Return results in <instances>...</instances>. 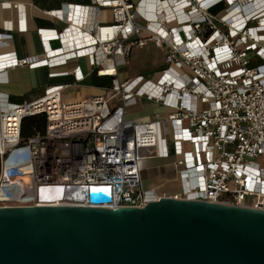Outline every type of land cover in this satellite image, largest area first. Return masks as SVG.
Returning <instances> with one entry per match:
<instances>
[{"label": "built area", "instance_id": "2783aa9c", "mask_svg": "<svg viewBox=\"0 0 264 264\" xmlns=\"http://www.w3.org/2000/svg\"><path fill=\"white\" fill-rule=\"evenodd\" d=\"M221 1L228 5L225 13L211 16L209 9ZM233 1L92 0L89 7H67L64 16L48 12L68 27L38 32L42 55H1L0 75L23 67L54 70L86 58L93 70L109 73L111 83L104 95L73 104L63 101L68 86L47 88L21 105L2 102L0 208L141 209L168 198L264 211V8L258 2L249 14H235ZM148 5L157 8L152 16ZM1 6L22 11L18 4ZM105 12L110 21L95 23L89 33L72 26L86 27L90 14ZM20 15L19 30L26 31ZM54 41L62 47L50 48ZM8 42L0 39V47ZM149 43L164 51L160 75L121 80L132 52ZM68 75L75 85L84 80L80 68L50 77ZM139 100L163 112L128 118ZM36 116L46 117L45 131L23 141V120ZM145 158H173L181 191L167 196L145 190ZM92 193L110 201L93 205ZM41 194L52 200L41 201Z\"/></svg>", "mask_w": 264, "mask_h": 264}, {"label": "water", "instance_id": "95a60500", "mask_svg": "<svg viewBox=\"0 0 264 264\" xmlns=\"http://www.w3.org/2000/svg\"><path fill=\"white\" fill-rule=\"evenodd\" d=\"M0 264H264V211L168 198L141 209L0 208Z\"/></svg>", "mask_w": 264, "mask_h": 264}, {"label": "crops", "instance_id": "0c3cea01", "mask_svg": "<svg viewBox=\"0 0 264 264\" xmlns=\"http://www.w3.org/2000/svg\"><path fill=\"white\" fill-rule=\"evenodd\" d=\"M230 1H232V4L234 3L233 0ZM258 2L262 4L258 5ZM1 4H18L21 6L22 11L6 8L1 6ZM237 4L240 10L239 8L234 10L233 13L235 14L240 12L249 14L256 4L259 8H264V0H238ZM91 5L92 0H0V39L10 40L6 45L0 47V56L14 54L17 58L22 59L42 55L45 47L38 32L40 30H55L60 33L69 24L65 19L51 16L48 12L62 11L64 16L66 15L65 9L69 6L89 7ZM227 6L226 2L221 1L214 7H211L208 13L211 16L219 17L225 13ZM153 9L154 7L151 10L153 11ZM20 13L24 15L26 31L19 30L23 17H21ZM101 20L110 21L109 12L97 15L90 14L86 27L84 25L81 27L74 23L72 26L76 30L80 29L81 32L89 33L91 32L92 25L99 23ZM49 46L52 49H58L62 47V44L59 41H54ZM149 46L155 50V54L152 55L157 56L158 54H162L164 62V51L155 48L152 43H149L144 49L137 51H146ZM69 47L68 44L65 45V48H68L67 50H69ZM131 57L127 68L131 64ZM153 60V57H151L152 63ZM76 68H80L84 75V80L79 85H75L74 77L71 75L57 78L50 77L52 73H71ZM54 70L46 68L30 70L26 67L7 70L4 74L0 75V107L4 100H7L9 104L15 105L32 102L40 98L47 88L53 86H68L63 91V101L66 104H73L92 97L102 96L105 90L110 87V74L98 69L93 70L86 58L68 61L66 66ZM125 71L124 69L123 73ZM123 73L120 75L121 80L145 75L141 73L129 77L127 74L123 76ZM162 112L163 110L158 106L144 100H139L135 106L128 108L127 116L130 119L140 120L153 118ZM141 177L145 190L153 189L167 196H173L181 191L180 184L176 181L174 169L165 160L145 158L141 162Z\"/></svg>", "mask_w": 264, "mask_h": 264}, {"label": "rangeland", "instance_id": "374dc122", "mask_svg": "<svg viewBox=\"0 0 264 264\" xmlns=\"http://www.w3.org/2000/svg\"><path fill=\"white\" fill-rule=\"evenodd\" d=\"M133 1L137 3L138 0ZM152 54H155V50H153L151 46H149L148 50L146 51L135 50L132 53L130 66L127 69L125 68L126 71L124 73L122 72V75L124 76L127 74L129 77H131L143 73L145 74L144 76L148 78L159 76L161 69L164 68L163 57L162 54H158L157 56ZM151 57L154 59L153 63L151 62ZM173 161L174 160L172 158L167 161V164L172 165Z\"/></svg>", "mask_w": 264, "mask_h": 264}, {"label": "trees", "instance_id": "16d2710c", "mask_svg": "<svg viewBox=\"0 0 264 264\" xmlns=\"http://www.w3.org/2000/svg\"><path fill=\"white\" fill-rule=\"evenodd\" d=\"M45 127H46L45 116L26 118L23 120L21 126V139L23 141H26L37 134H42L45 131Z\"/></svg>", "mask_w": 264, "mask_h": 264}, {"label": "bare ground", "instance_id": "6f19581e", "mask_svg": "<svg viewBox=\"0 0 264 264\" xmlns=\"http://www.w3.org/2000/svg\"><path fill=\"white\" fill-rule=\"evenodd\" d=\"M239 3V2H238ZM161 5V4H160ZM164 5V4H163ZM163 5H161V9H163V8H166V5H164L165 7H163ZM154 7V9L153 10H156L157 8H156V6L155 5H148L147 6V9H149V10H146L147 11V13H148V15H150V16H152L153 14H152V8ZM168 7V6H167ZM166 10L168 11L169 9H167L166 8Z\"/></svg>", "mask_w": 264, "mask_h": 264}]
</instances>
